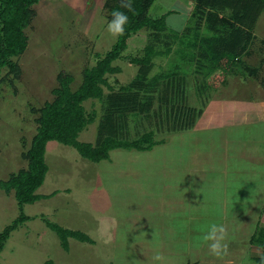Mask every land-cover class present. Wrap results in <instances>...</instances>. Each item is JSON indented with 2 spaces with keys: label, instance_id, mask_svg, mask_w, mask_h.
Here are the masks:
<instances>
[{
  "label": "rangeland",
  "instance_id": "obj_1",
  "mask_svg": "<svg viewBox=\"0 0 264 264\" xmlns=\"http://www.w3.org/2000/svg\"><path fill=\"white\" fill-rule=\"evenodd\" d=\"M105 2L41 0L35 6L37 16L26 30L29 46L18 59L22 76L15 88L5 82L0 88V181L28 167L23 153L37 133V110L55 98L58 75L73 76L71 88L77 90L83 70L96 65V54L104 55L116 43L118 35L107 28ZM171 11L169 27L183 30L194 4L156 0L149 14L159 18ZM256 35L253 56L246 60L262 67L260 79L235 74L219 83L195 129L159 134L156 139L165 142L148 152L114 150L100 163L83 158L74 147L49 142V171L37 193L54 195L24 206L31 219L12 233L0 263L257 264L254 259L264 256L251 243L258 225L264 227V14ZM149 40L146 30L132 36L115 62L121 72L109 76L110 85L118 89L135 78L133 59L144 56ZM155 62L151 77L167 68L169 59ZM7 73H0V81ZM195 82L190 76L187 102L201 107ZM85 107L99 110L101 103L89 100ZM252 112L260 118L247 119ZM155 122L154 117L133 121L132 137ZM97 128L98 119L79 141L95 144ZM21 212L15 192L0 188V233ZM45 219L81 231L94 243L70 239L66 251ZM213 224L224 228L226 247L219 255L205 239Z\"/></svg>",
  "mask_w": 264,
  "mask_h": 264
},
{
  "label": "trees",
  "instance_id": "obj_2",
  "mask_svg": "<svg viewBox=\"0 0 264 264\" xmlns=\"http://www.w3.org/2000/svg\"><path fill=\"white\" fill-rule=\"evenodd\" d=\"M40 1L0 0V73L3 70L8 72L0 81V88L4 82L15 88L16 81L22 76L18 59L28 49L26 30L37 16L35 6ZM191 1L194 11L190 21L183 30H176L167 23L172 11L159 18L150 16V9L156 0H133L132 11L122 9L121 0H106L104 10L109 11V20L113 9L120 8L127 12L129 20L125 31L118 35L111 50L104 55L96 54V65L83 70V81L77 90L71 88L74 77L60 73V87L53 90L55 98L37 110V133L30 148L23 153L28 167L12 174L7 181H0V188L6 194L15 192L22 210L13 223L0 233V255L12 233L31 219L24 214V206L54 195L42 196L37 193L49 171L45 157L49 142L57 141L74 147L83 158L94 163L110 159L114 150L148 152L165 142L164 139H156L159 134L195 129L212 99L211 92L217 90L219 83L226 84L229 76L243 74L260 79L262 67L260 69L247 60L253 56V45L258 38L256 26L264 12V0ZM142 30L149 31L150 40L144 56L133 59L138 67L137 74L131 82L116 89L109 83L110 75L121 72L115 62L123 58L132 36ZM158 58H168L169 64L151 77ZM190 76L195 77L201 107L188 105ZM89 100L99 101L100 109L88 111L85 103ZM156 105L159 108L157 112L154 109ZM150 117H154L155 124L151 123L152 127L143 133L135 126L136 138L132 137L131 123ZM97 119L96 143L79 141L80 134ZM44 221L57 233L66 251L69 250L70 239L94 243L81 231L63 228L46 219ZM251 243L264 250L263 226L258 225ZM262 257L255 258V262L264 264ZM44 264L56 263L49 260Z\"/></svg>",
  "mask_w": 264,
  "mask_h": 264
},
{
  "label": "clouds",
  "instance_id": "obj_3",
  "mask_svg": "<svg viewBox=\"0 0 264 264\" xmlns=\"http://www.w3.org/2000/svg\"><path fill=\"white\" fill-rule=\"evenodd\" d=\"M121 8L128 11L133 10V0H121ZM111 19L108 21L107 28L114 35L122 34L125 31V26L128 23L129 16L126 11L120 8L113 9L110 13ZM218 233L220 235H218ZM224 228L222 225L213 224L210 226L209 232L205 237L206 240L211 241L209 244L210 250L219 255L226 247L221 243L223 239ZM264 260V257L261 258Z\"/></svg>",
  "mask_w": 264,
  "mask_h": 264
},
{
  "label": "crops",
  "instance_id": "obj_4",
  "mask_svg": "<svg viewBox=\"0 0 264 264\" xmlns=\"http://www.w3.org/2000/svg\"><path fill=\"white\" fill-rule=\"evenodd\" d=\"M263 14H264V12H263ZM262 14V15H263ZM264 64V63H263ZM212 100H213V97H212V99L209 101V102H212ZM209 102H208V104H209ZM208 104L206 105V107L208 106ZM224 106V105H223ZM206 107H205V109H204V112L206 111ZM204 114V113H203ZM248 115V118H247V116H246V118L247 119H249V118H260V116L258 115V114H256V115H253V112L252 113H249V114H247ZM196 127H197V124H196ZM195 127V128H196Z\"/></svg>",
  "mask_w": 264,
  "mask_h": 264
}]
</instances>
